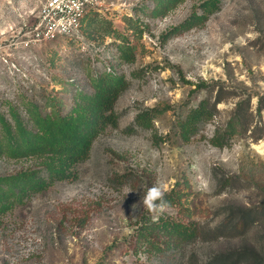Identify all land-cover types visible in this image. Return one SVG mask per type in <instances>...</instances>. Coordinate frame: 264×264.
Returning <instances> with one entry per match:
<instances>
[{
  "label": "rangeland",
  "instance_id": "1",
  "mask_svg": "<svg viewBox=\"0 0 264 264\" xmlns=\"http://www.w3.org/2000/svg\"><path fill=\"white\" fill-rule=\"evenodd\" d=\"M95 1L78 30L51 40L38 36L46 0H0V119L12 121V108L26 118L28 102L43 113L54 105L67 115L78 104L90 113L78 91L93 92L104 72L128 83L115 105L118 126L98 133L78 177L50 182L0 212V264H200L245 247L264 256V0ZM194 15L206 16L165 39ZM123 36L134 62L120 57ZM201 83L224 97V124L251 98V125L238 127L229 146L210 142L212 124L190 140L179 134V120L210 95ZM151 108L154 125L139 127L137 114ZM44 162L2 155L0 176H46ZM157 184L175 201L162 215L142 205ZM233 206L252 210V219L257 212L248 232L186 240L164 230L192 220L215 229L231 221Z\"/></svg>",
  "mask_w": 264,
  "mask_h": 264
},
{
  "label": "trees",
  "instance_id": "2",
  "mask_svg": "<svg viewBox=\"0 0 264 264\" xmlns=\"http://www.w3.org/2000/svg\"><path fill=\"white\" fill-rule=\"evenodd\" d=\"M181 1L160 0L159 3L169 2L176 5ZM208 4L206 3L203 7L206 13L209 11ZM205 16H191L166 34L165 39L177 32L180 27L190 28L199 24ZM108 23L111 25V22ZM126 23L129 30L135 29L131 17L127 18ZM122 39L125 44L119 46L121 59L134 62L136 59L134 47L130 44L128 37L123 36ZM97 79L92 83L93 92H77L80 99L88 101L92 105L90 113L82 110L80 104H78L79 108H75L67 115H62L54 105L50 112L43 113L35 105L36 103L28 102L26 118L20 114L18 108H12L10 110L12 121H5L4 117L0 119V156L16 159L43 158L47 172L46 176H42L41 171L35 170L0 176V212L8 211L22 199L47 189L50 182L76 179L78 177L77 166L90 157L98 133L108 126H118L120 114L116 112L115 105L128 87V83L115 79L105 72ZM198 87L207 89L210 95L191 107L186 116L179 120L178 129L181 138L190 140L202 126L212 124L214 130L210 142L219 148L229 146L238 127L248 129L251 125L253 118L251 98L248 96L246 100L236 103L232 117L224 124L220 119L221 110L219 108V104L225 101L224 97L221 94L212 96L211 86L205 83L199 84ZM263 106L264 103L258 107V111H261ZM156 111L158 110L151 108L140 112L135 118V123L139 127L151 128L154 125L153 119ZM260 138H262V134L255 140ZM231 179H225L221 184L227 186ZM165 199L170 202V205L175 203L171 193L165 194ZM251 212L252 210L248 208L233 206L228 216V221H231L221 223L215 229H211L209 225L205 227L201 222L192 220L189 225H181L179 222L166 223L164 230L166 233L175 234V239L194 240L200 237L206 239V235L219 239L227 233L226 231L230 233L248 232V227L252 225L250 222L254 223L257 214L253 210L252 219ZM248 260H252L250 264H264V256L255 248L247 247L230 249L200 264H244ZM97 264L111 263L101 261Z\"/></svg>",
  "mask_w": 264,
  "mask_h": 264
},
{
  "label": "built area",
  "instance_id": "3",
  "mask_svg": "<svg viewBox=\"0 0 264 264\" xmlns=\"http://www.w3.org/2000/svg\"><path fill=\"white\" fill-rule=\"evenodd\" d=\"M95 0H46L41 10L38 36L54 40L78 30Z\"/></svg>",
  "mask_w": 264,
  "mask_h": 264
},
{
  "label": "clouds",
  "instance_id": "4",
  "mask_svg": "<svg viewBox=\"0 0 264 264\" xmlns=\"http://www.w3.org/2000/svg\"><path fill=\"white\" fill-rule=\"evenodd\" d=\"M142 205L153 215H162L171 207L170 202L165 199V192L162 185L159 184L153 185L147 189L142 197Z\"/></svg>",
  "mask_w": 264,
  "mask_h": 264
},
{
  "label": "bare ground",
  "instance_id": "5",
  "mask_svg": "<svg viewBox=\"0 0 264 264\" xmlns=\"http://www.w3.org/2000/svg\"><path fill=\"white\" fill-rule=\"evenodd\" d=\"M254 146H255V148H257V149H258V148H260L262 145H261V146H259V145H255V144H254Z\"/></svg>",
  "mask_w": 264,
  "mask_h": 264
}]
</instances>
